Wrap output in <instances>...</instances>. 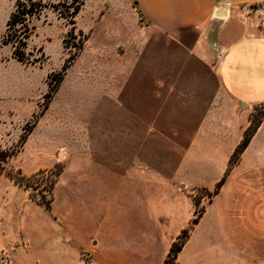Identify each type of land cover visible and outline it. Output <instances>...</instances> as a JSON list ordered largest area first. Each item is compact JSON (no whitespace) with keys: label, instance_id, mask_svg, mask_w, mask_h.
<instances>
[{"label":"rangeland","instance_id":"rangeland-1","mask_svg":"<svg viewBox=\"0 0 264 264\" xmlns=\"http://www.w3.org/2000/svg\"><path fill=\"white\" fill-rule=\"evenodd\" d=\"M27 1L0 0V159L6 156L0 161V264H163L183 230L189 238L192 221L206 212L222 186L216 184L222 178L224 184L237 161L229 160L211 189L164 186L154 158L148 171L119 174L126 181L119 188L105 173L102 186L89 188L84 180L92 174L79 167L93 162L96 151L84 142L101 126L94 108H81L80 101H93L96 86L112 85L110 75L97 83L95 70H110L113 40H142L143 23L137 14L119 12L116 0H32L41 9L27 17L29 62L20 63L3 40L16 4ZM263 113L264 107L256 110L253 123ZM70 138L79 139L78 149L67 147ZM39 171L52 174L35 176ZM143 184L150 197L145 209ZM239 199L228 206L233 219L252 209ZM187 218L171 237L172 226ZM233 222L242 227V220ZM257 255L264 261V252Z\"/></svg>","mask_w":264,"mask_h":264},{"label":"crops","instance_id":"crops-1","mask_svg":"<svg viewBox=\"0 0 264 264\" xmlns=\"http://www.w3.org/2000/svg\"><path fill=\"white\" fill-rule=\"evenodd\" d=\"M116 1L119 12L137 14L143 38L113 40L110 70H95L97 78L110 75L112 85L96 86L93 101H80L81 108H94L101 131L85 139L96 155L79 172L92 174L84 180L89 188L102 186L101 173L119 188L126 182L119 174L148 171L154 158L164 186L211 189L253 113L264 107V23L240 11L264 0ZM67 144L80 147L77 138ZM145 186L144 209L150 202ZM236 198L252 206L236 218L240 228L228 209ZM185 221L172 226L171 237ZM263 237L264 115L175 264H264L257 255L264 252Z\"/></svg>","mask_w":264,"mask_h":264},{"label":"trees","instance_id":"trees-1","mask_svg":"<svg viewBox=\"0 0 264 264\" xmlns=\"http://www.w3.org/2000/svg\"><path fill=\"white\" fill-rule=\"evenodd\" d=\"M28 5V8L26 7ZM41 9L40 4H36L32 0H28L27 2H18L15 6L14 11L11 13L7 25H6V33L4 36V43H8L13 48V56L14 58L20 63H27L29 62L28 59L25 58L24 48L26 46V39L28 38L29 34L31 33L32 27L28 25L27 17H32L39 14ZM74 13H77L76 11ZM67 66H63L62 72L65 71ZM264 113L258 118L257 122L253 123L251 121L248 128L245 130L243 139L241 140L240 144L237 146L235 151L233 152L232 156L230 157V162L235 163L244 148L246 147L251 135L254 133L256 128L258 127L261 117ZM253 119V118H252ZM6 156H4L0 161H4ZM46 172L51 171H39L35 174V176L44 175ZM59 175V172L55 174V178ZM28 180V179H26ZM55 182L54 180H49V183L52 185ZM223 183V178L216 184V188L218 189ZM25 187H29L28 184H24ZM217 192H214L216 194ZM44 208L49 210V202L44 204ZM197 220L192 221V225L196 224ZM188 237V231L183 230L181 234L176 238V242H173L168 250L166 259L164 260L163 264H174V260L176 258L177 253L183 247L186 239ZM178 242V243H177ZM177 243V244H176Z\"/></svg>","mask_w":264,"mask_h":264},{"label":"built area","instance_id":"built-area-1","mask_svg":"<svg viewBox=\"0 0 264 264\" xmlns=\"http://www.w3.org/2000/svg\"><path fill=\"white\" fill-rule=\"evenodd\" d=\"M242 17H253L264 23V3L258 5H242L240 7Z\"/></svg>","mask_w":264,"mask_h":264}]
</instances>
